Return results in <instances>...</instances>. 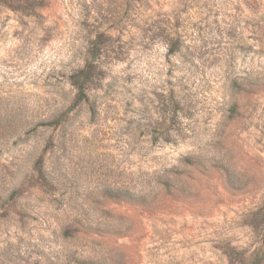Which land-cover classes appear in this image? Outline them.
Returning a JSON list of instances; mask_svg holds the SVG:
<instances>
[{
	"label": "rangeland",
	"instance_id": "374dc122",
	"mask_svg": "<svg viewBox=\"0 0 264 264\" xmlns=\"http://www.w3.org/2000/svg\"><path fill=\"white\" fill-rule=\"evenodd\" d=\"M0 264H264V0H0Z\"/></svg>",
	"mask_w": 264,
	"mask_h": 264
}]
</instances>
